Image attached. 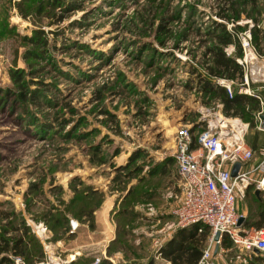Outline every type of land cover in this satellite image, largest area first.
<instances>
[{
    "label": "rangeland",
    "instance_id": "374dc122",
    "mask_svg": "<svg viewBox=\"0 0 264 264\" xmlns=\"http://www.w3.org/2000/svg\"><path fill=\"white\" fill-rule=\"evenodd\" d=\"M236 1L241 2L238 5L241 14L236 21L216 16L219 7L225 4L224 0H81V7L60 22L48 25L46 19L39 22L45 30H56V47L68 44V39L74 38L87 43L98 55L70 44L67 48L52 50L54 66H44L36 75L44 84L54 86L46 92L49 102L40 106L27 105L36 117L45 118L51 128L42 130L30 126L28 131L18 120L20 110L10 111L9 102L0 101V234L19 233L10 227L20 218L32 225L37 219L53 220L65 214L64 222L70 237L49 240L53 231L47 228V241L55 254L64 258L80 256V262L85 264L94 256L113 258L115 252L107 255L104 245L115 225L111 216L117 209L120 220L136 210L138 217L134 223L146 229L145 233L159 225L163 217L171 219L167 207L173 197L165 199L172 184L173 192L179 189L172 182H178L173 156L176 129L168 136L160 120L171 122L174 128L184 123L200 128L204 113L222 111L216 99H208L187 77L191 66L204 71L201 63L204 43L201 40L205 38L202 32L210 26V20L223 21L227 28L234 24L242 26L237 35L251 23L264 26V0ZM188 10L193 14L189 15ZM84 14L80 26L70 25V20H79ZM170 15L173 19L168 21ZM143 17L146 21L141 19ZM9 21L17 24L19 32L28 33L33 20L22 18L13 11ZM158 23L165 30L170 29L171 34H159L155 27ZM137 25H142V30H138ZM52 35L49 33V38ZM141 40L167 53L166 58L155 59L151 64L146 62L148 48L140 55L133 54L135 46L142 44ZM17 43L12 37L0 35L2 88L11 83L7 72L9 62L15 60L18 66H24L21 46L14 55ZM162 66L167 68L162 70ZM98 94H101L100 98H96ZM68 105L74 111H68ZM98 109L107 110L113 120ZM66 131L70 133L64 135ZM96 142L100 147L95 153L91 146ZM113 148L117 149L114 155ZM100 156L105 162L95 163L94 159ZM165 157L169 165L164 168L169 173L147 176L148 170ZM126 165L131 168L129 173H125L126 169L119 170ZM133 166L138 169L133 171ZM115 172L117 177H113ZM139 179V185L133 186V192L124 198L127 188ZM86 184L97 192L84 198L82 192ZM98 198L99 204L92 211L93 215L100 214L106 206L108 209L100 214L102 222L91 231L76 213L82 211L81 206L95 203ZM148 204L152 206L150 216L144 215L149 212ZM70 222L73 227L78 226L75 232H69ZM147 238L149 253L153 254L154 246L150 236ZM133 239L134 244L139 240L138 237ZM114 262L121 264L123 261L117 263L114 259ZM75 264H80L79 260ZM122 264H134V261ZM154 264H164V261L158 258Z\"/></svg>",
    "mask_w": 264,
    "mask_h": 264
},
{
    "label": "trees",
    "instance_id": "16d2710c",
    "mask_svg": "<svg viewBox=\"0 0 264 264\" xmlns=\"http://www.w3.org/2000/svg\"><path fill=\"white\" fill-rule=\"evenodd\" d=\"M166 3V2H165ZM164 3V4H165ZM223 5H221L216 12V16L221 19L236 21L241 14L239 4L241 2L236 0H224ZM163 5V3H161ZM81 7V0H0V35L4 37H12L16 42V49H14V55L18 54V46L22 47L20 51V56L24 61V66H18L15 63V60H11L7 66V72L10 79V84L2 88L0 86V101L9 102L8 109L10 111H15L19 109L23 113V117H19V122L23 123L25 128L28 130L29 127H39L42 129L44 127L51 128L48 126V123H45V118L39 119L36 117L34 112L28 108V103L33 106H40L42 103L49 102L46 92L51 91L53 85H47L42 82V79L38 75L43 71L44 66L55 64V56L52 50L62 49V47L67 48L70 44L72 47L78 49H87L93 55H98V52L92 50L89 45L85 42L77 41L74 38L68 39V44H62L61 46L56 47L54 40L57 32L55 29H44L39 22L43 19H46L45 24L58 23L64 17H66L70 12H73L76 9ZM191 9V7H190ZM16 12L22 18H30L32 26L28 33H21L18 31L17 24L9 21V16L11 13ZM249 12L246 11V14ZM176 14V13H174ZM188 14L192 15L193 11L188 10ZM245 14V15H246ZM85 14L78 19L70 20V25L80 26L81 22L84 21ZM176 18V17H175ZM143 21H146V18H141ZM173 17L170 15L169 20H172ZM74 23V24H73ZM138 30H142V25L136 26ZM156 30L159 29L158 33L163 35L171 34L170 29L161 27V24H157ZM242 28L238 24H234L231 28H227L225 22L210 20V26H206L202 32L205 35V38L201 40L204 43L203 50L201 52L202 56V69L201 72L196 67L191 66L190 74L187 77L188 81L192 84H196V88L207 95L208 99H218L222 104V112L224 114L237 115L243 120L249 121L250 127L252 126V116L258 110L259 100L255 94H258L256 91H253L254 94H246L242 92L233 91L232 95L229 97L226 93V90L223 86L218 84L215 81L217 77H225L228 79L241 78L243 69L236 62L235 56L241 55V48L239 43V38L237 31ZM198 28L196 29V32ZM251 42L257 48L258 44L262 41L264 42V26L260 27L258 23L255 25L252 24L249 27ZM52 33L51 38L48 34ZM159 43H162L161 39H158ZM142 44L135 46L133 54L142 53L143 49L148 48V54L146 58L147 63L153 64L155 59L166 58L165 52L158 51L148 42L140 41ZM228 44L233 45V51L226 54L224 47ZM177 45V44H176ZM89 47V48H88ZM178 47V46H175ZM170 54V52H168ZM172 57V56H170ZM99 59V58H98ZM167 66H162L161 69L165 70ZM56 69L60 72H63L61 68L56 66ZM65 73V72H64ZM67 76L71 77L68 73ZM34 83V87H30L29 84ZM234 90V89H233ZM259 95V94H258ZM101 94H98L96 98H100ZM53 102V101H52ZM56 103V102H55ZM68 111H74V108L68 105ZM98 112L105 113L109 116L110 120H113L112 114L107 110L98 109ZM81 115L78 116V118ZM18 118V117H17ZM84 116H82V119ZM65 121V118H63ZM65 123V122H64ZM195 126V125H194ZM193 126V127H194ZM190 129L192 127L190 126ZM30 130V129H29ZM28 130V131H29ZM44 130V129H42ZM70 133L66 131L64 135ZM246 142L251 148H256L258 145L254 143V139L250 140L247 135H245ZM100 145L99 142L92 144L91 151L98 152ZM117 153V149L113 148L112 155ZM137 155L133 159H136ZM165 157L160 162H156L152 170H148L147 176L159 175L160 173H169L164 168V165H169V161ZM95 163H103L105 160L100 156L99 158L94 159ZM126 169L125 173H129L131 168H128L126 165L124 168L120 167L119 170L122 171ZM137 166H133V171L137 170ZM129 175V174H127ZM113 177H117L115 172ZM139 179L135 184H131L127 188L126 193L123 195L124 198L129 197L133 192L132 188L136 185H139ZM86 188L83 190L82 195L84 198L90 196V194L96 193L97 191L88 188L89 184H86ZM250 185V184H249ZM151 189V188H149ZM147 190V189H146ZM144 190L143 192H145ZM244 195L249 197V200L252 204V207L257 214V219L252 221L256 226L261 225L264 222V202L257 196L254 192L249 190L247 186ZM126 196V197H125ZM95 203H89L87 206H81L82 211L76 213V217L85 223L88 226V229L93 230L95 228L94 215L92 211L99 204V198ZM114 210V208H112ZM118 210V209H117ZM116 210V211H117ZM114 211L112 219L115 224L114 237L107 242L105 252L107 255L113 254V252H121L123 262L134 261V264L143 262V264H154L155 259L153 254L149 253L147 247V236L143 233H134L131 228L136 225L134 220L138 217V212L136 210L132 213L127 214V216L120 220ZM75 213V212H74ZM84 214V215H81ZM248 218L244 222V225H248ZM49 219V220H48ZM48 219H37V221H42L46 227L53 231V236L49 237V240H56L65 236L66 238L70 237L71 233H67L68 228L66 229L65 214H60L56 216L53 220ZM51 221V222H50ZM17 223L20 226H17ZM52 224L54 227H52ZM63 224V226H61ZM60 226V229L57 228ZM198 223H192L186 226L176 227L169 237H167L158 247L157 251L159 252V257L166 259L170 264H196L200 254L201 249L204 245L207 228L204 227L202 231L197 232ZM10 229L13 231H18L19 233H13L10 236L0 234V264H12V260L9 257V254H19L23 260L27 263H32L36 260L41 259L44 256L43 248L41 241L31 230L30 225L26 220L20 218L15 225H11ZM63 232V234H61ZM138 237L139 240L136 244L133 243V238ZM232 242L230 238L223 234L221 236L222 246H229ZM31 247V248H30ZM146 250V253L144 252ZM153 253V252H152ZM260 251H257L254 254L253 260L247 262V264H263L264 256L259 255ZM143 257H145V260ZM159 258V259H160ZM76 260L80 262L81 257L75 256L69 260V264H75ZM122 261H120L121 263ZM122 262V263H123ZM121 263V264H122ZM97 264H112L109 259L101 257Z\"/></svg>",
    "mask_w": 264,
    "mask_h": 264
},
{
    "label": "built area",
    "instance_id": "2783aa9c",
    "mask_svg": "<svg viewBox=\"0 0 264 264\" xmlns=\"http://www.w3.org/2000/svg\"><path fill=\"white\" fill-rule=\"evenodd\" d=\"M249 26L238 35L241 55L235 56L242 67V77L228 79L217 77L215 81L223 86L227 95L233 93L231 86L235 82L236 92L254 94L248 88L249 78L258 79L260 66L256 65L259 53L251 42ZM226 54L233 51V45L224 47ZM239 80V81H238ZM255 96L258 97L257 94ZM221 106V103H217ZM200 128L191 133L190 124H181L173 136V156L175 173L180 190L179 200L171 207L172 218L160 222L148 229L154 246V258H160L157 251L166 235L174 228L198 223L197 232L207 228L204 245L196 264H214L212 252L221 244V236L226 234L232 244L243 250L264 253V226L245 229L238 223L242 213L236 210L237 197H242L248 184L256 189H264V144L251 148L244 140L248 122L237 115L224 114L218 109L203 114ZM254 127L264 131V102L252 116ZM255 155L257 157H255ZM235 161L238 167L230 175V167ZM250 161L249 166L245 164ZM145 214L152 215V206L148 204ZM159 219H157L158 221ZM28 223V222H27ZM31 230L42 244L44 256L32 263H27L19 254H9L12 264H68L69 258L55 254L47 241V227L42 221L28 223ZM71 229H74L70 222ZM215 232L218 235L214 237ZM50 247V250H49ZM114 262L112 257H108ZM99 256L85 264H97Z\"/></svg>",
    "mask_w": 264,
    "mask_h": 264
},
{
    "label": "crops",
    "instance_id": "0c3cea01",
    "mask_svg": "<svg viewBox=\"0 0 264 264\" xmlns=\"http://www.w3.org/2000/svg\"><path fill=\"white\" fill-rule=\"evenodd\" d=\"M258 53H259V57L256 59V64H258L260 66V76L258 79L254 80V79H251L249 78V82H248V88L251 89L252 91H256L258 94V100H259V105H260V101L264 102V42H260L258 44ZM236 79V78H234ZM235 82H232L231 83V86L232 88L234 89V91H236V86H235ZM242 93H245V92H242ZM248 94V93H246ZM257 97V96H256ZM217 103H221L219 102L218 99H216ZM221 107H222V104H221ZM259 109V107H258ZM222 112V111H221ZM223 113V112H222ZM242 119V118H241ZM243 120V119H242ZM243 121H246V120H243ZM248 122V127L244 133V138H245V135L248 136V138L250 140H255L254 143L256 145H261V144H264V131H261V130H258L254 127V122H253V119H252V126L250 127V124H249V121H246ZM200 127V125H199ZM199 128H192L191 129V133L193 134L194 132H196ZM245 140V139H244ZM246 141V140H245ZM247 143V142H246ZM248 144V143H247ZM249 145V144H248ZM255 157H257L255 155ZM160 158V157H159ZM250 161H248L245 166H249L250 165ZM119 164V163H117ZM174 167H175V163H174ZM171 172V171H170ZM173 183H175L177 186H178V183L177 180L175 181H172ZM173 184L171 186V188H173ZM249 187V190L254 192L255 193V189L252 184H248L247 185ZM246 186V187H247ZM168 189L167 193H166V199H169V197H173L172 200L168 203L169 206L167 207V211H169L171 209V207L179 200V197H180V190H176L175 192L172 191V189ZM179 188V186H178ZM246 189V188H245ZM244 189V191H245ZM258 192L255 193L257 196L260 197V199L263 200L264 202V189H257ZM173 194V195H172ZM165 197V196H164ZM238 200V201H237ZM237 202H239L237 204ZM235 207H236V210L240 213H242V217H243V220L241 222V226L245 229H250V228H254V227H261V226H264V222L261 223V225L259 226H256L255 223H253L252 221L256 220L257 219V214L255 213V210L254 208L252 207V204L249 200V197L245 196L244 193H243V196L242 197H237L236 199V204H235ZM108 209V206H106L105 209L103 210H100L97 209V211L100 210V214H103L106 212V210ZM100 214H95L94 215V221H95V228L96 229L98 227V223H101L102 220H99L101 219V216ZM98 215V216H97ZM146 215V214H144ZM249 215V218H248V222L249 224L248 225H244V222L245 220L247 219V216ZM107 218V217H106ZM163 221L165 220H169V218H164L162 219ZM162 221V222H163ZM113 225H114V222H113ZM75 226V225H74ZM82 226L86 228V224H83L82 223ZM78 227V226H76ZM76 227L74 229H76ZM138 227H140V229L142 230H139ZM143 227V226H142ZM74 229H69V232H73ZM93 229V230H94ZM114 229H115V225L113 226V230H112V233L110 234V236L108 237V239L106 240L105 242V245L107 244V242L112 239L114 237ZM175 229V228H174ZM172 229L167 235L166 237L164 238V240L170 236V234L172 233V231L174 230ZM131 230L133 232H136L137 233H143L144 235H146L145 231L146 229H143L141 228L140 225H135L131 228ZM92 231V230H91ZM75 232V231H74ZM163 240V241H164ZM59 242V241H58ZM62 245V244H61ZM257 251L255 250H243L242 248H240L239 246H236L234 244H231L229 246H222V245H219V246H216V248L213 249V252H212V258H213V261H214V264H247V262L253 260V257H254V254H256ZM113 258L117 261V263H120V261L123 259L120 257L121 256V252L117 251L113 254ZM259 255H263L264 256V253L263 252H260ZM73 256H68L69 259H72ZM120 257V258H119ZM145 258V257H144ZM161 259V258H160ZM162 261H164V264H170L168 260L166 259H161ZM264 264V262H263Z\"/></svg>",
    "mask_w": 264,
    "mask_h": 264
},
{
    "label": "water",
    "instance_id": "95a60500",
    "mask_svg": "<svg viewBox=\"0 0 264 264\" xmlns=\"http://www.w3.org/2000/svg\"><path fill=\"white\" fill-rule=\"evenodd\" d=\"M237 167H238V162H237V161H235L234 163H232V165H231V167H230V175H231V176L235 174ZM257 192H258V190L255 189V193H257ZM242 220H243V217L240 216V217L238 218V221H237V222H238V223H241ZM217 235H218V232H215L214 237H216ZM215 248H216V246H215ZM253 250L257 251V249H255V248H254Z\"/></svg>",
    "mask_w": 264,
    "mask_h": 264
},
{
    "label": "bare ground",
    "instance_id": "6f19581e",
    "mask_svg": "<svg viewBox=\"0 0 264 264\" xmlns=\"http://www.w3.org/2000/svg\"><path fill=\"white\" fill-rule=\"evenodd\" d=\"M160 122H162L164 129L166 130V134L168 136H171L172 132L176 129L174 127L171 126V122L165 120V119H161ZM172 144V143H171ZM65 177V176H64Z\"/></svg>",
    "mask_w": 264,
    "mask_h": 264
}]
</instances>
